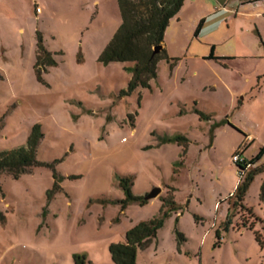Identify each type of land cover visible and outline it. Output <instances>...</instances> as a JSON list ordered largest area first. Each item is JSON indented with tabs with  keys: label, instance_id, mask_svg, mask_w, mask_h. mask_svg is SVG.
Returning a JSON list of instances; mask_svg holds the SVG:
<instances>
[{
	"label": "rangeland",
	"instance_id": "374dc122",
	"mask_svg": "<svg viewBox=\"0 0 264 264\" xmlns=\"http://www.w3.org/2000/svg\"><path fill=\"white\" fill-rule=\"evenodd\" d=\"M183 10L165 36L179 60L159 61L150 88L127 94L134 63L100 61L122 24L118 0H0V152L40 125L47 165L0 176V264H75V254L114 264L110 245L156 218L137 264H264V154L242 174L233 161L264 148V0ZM212 47L235 57L228 69L204 60ZM251 170L249 213L233 195ZM124 179L136 196L162 193L123 208Z\"/></svg>",
	"mask_w": 264,
	"mask_h": 264
},
{
	"label": "trees",
	"instance_id": "16d2710c",
	"mask_svg": "<svg viewBox=\"0 0 264 264\" xmlns=\"http://www.w3.org/2000/svg\"><path fill=\"white\" fill-rule=\"evenodd\" d=\"M185 0H118L119 9L122 17V24L116 31L114 37L104 49L100 61L109 63H134L131 70L132 76L129 81L127 91L130 94L139 87L150 88L151 81L157 79L158 63L165 60L172 69L178 59L170 58L165 46V33L170 26V22L182 10ZM204 21H201L196 34L199 33ZM163 46L162 51L154 55V49ZM47 54L44 46L39 43L37 47V59L40 63ZM208 59L220 61L226 58H216L214 56V47L211 48V54ZM199 118L203 121H209L210 116L196 110ZM43 139V133L40 125L33 126L31 133L24 146L0 152V176L7 175L17 180L21 176L31 173L36 167L47 166L38 161V148ZM183 140V138H178ZM264 154V148L260 150L259 155L251 160H245V163H235L239 174L247 171L249 166L260 156ZM257 170H251L246 179L237 186L233 197L236 198L235 205H241L249 213L251 210L243 206V201L247 190L253 180ZM122 188L125 192V199L122 201L123 208L130 203H139L145 205L148 202L144 197L132 194L130 190V180H122ZM264 196V184L262 187ZM165 207L176 210L173 200H168ZM168 205V206H167ZM172 205V206H170ZM174 205V206H173ZM168 212H164V217ZM163 220L156 218L136 224L125 234L123 242L113 243L109 247V252L114 264H137L139 250L147 247L157 238L158 230L162 227ZM257 241H260V235L256 233ZM75 264H92L85 254H75L73 256Z\"/></svg>",
	"mask_w": 264,
	"mask_h": 264
},
{
	"label": "crops",
	"instance_id": "0c3cea01",
	"mask_svg": "<svg viewBox=\"0 0 264 264\" xmlns=\"http://www.w3.org/2000/svg\"><path fill=\"white\" fill-rule=\"evenodd\" d=\"M186 5H187V0H185V3H184V6H183V8H182V10L180 11V13L174 18V19H172L171 20V22H170V25H171V23L175 20V21H177V23L179 22H181L182 21V19L180 18L181 17V13H183V9L186 7ZM244 6V5H243ZM238 14V13H237ZM170 27V26H169ZM257 30V33H259L260 35H261V38H262V40H261V44H262V46L264 47V33L262 32V31H260L258 28H256ZM167 32V31H166ZM165 36H166V33H165ZM164 41H165V39H164ZM164 46H165V48H166V45H165V42H164ZM215 48V47H214ZM166 50H167V48H166ZM167 52H168V50H167ZM169 54V53H168ZM170 56V55H169ZM214 56L216 57V58H226V60H220V61H215V60H211V59H208V58H205L204 60H210V61H215V62H217V63H219L222 67H224L225 69H228L229 68V64H230V62L231 61H233V60H235V57H218L215 53H214ZM170 58H176V57H172V56H170ZM245 60H247V59H249V57L248 56H245V57H243ZM178 59V58H177ZM179 60V59H178ZM260 74V73H259ZM260 77H259V79H261L260 81H258V84H257V88H260V90H262L263 89V87H264V74H262V75H259ZM262 84V85H261ZM196 110H198V109H194V112H195V114L198 116V114L196 113ZM200 112H202V111H200ZM184 112L182 111V110H180L179 111V116H184L185 114H183ZM202 113H204V112H202ZM204 114H206V113H204ZM207 116H210V120L209 121H206V122H210L211 121V119H212V116L211 115H209V114H206ZM199 117V116H198ZM246 137H250L249 135H245ZM164 191V190H163ZM162 193V192H161Z\"/></svg>",
	"mask_w": 264,
	"mask_h": 264
},
{
	"label": "water",
	"instance_id": "95a60500",
	"mask_svg": "<svg viewBox=\"0 0 264 264\" xmlns=\"http://www.w3.org/2000/svg\"><path fill=\"white\" fill-rule=\"evenodd\" d=\"M162 49H163V46L156 47L154 49V55L159 54L162 51ZM161 192H162L161 188H155L149 194L144 196V199L147 202L155 200L161 194Z\"/></svg>",
	"mask_w": 264,
	"mask_h": 264
},
{
	"label": "built area",
	"instance_id": "2783aa9c",
	"mask_svg": "<svg viewBox=\"0 0 264 264\" xmlns=\"http://www.w3.org/2000/svg\"><path fill=\"white\" fill-rule=\"evenodd\" d=\"M40 10L39 9H37V12H39ZM233 161L235 162V163H239V164H243V163H245V159H243V157L241 156V154H237V155H235L234 157H233Z\"/></svg>",
	"mask_w": 264,
	"mask_h": 264
}]
</instances>
